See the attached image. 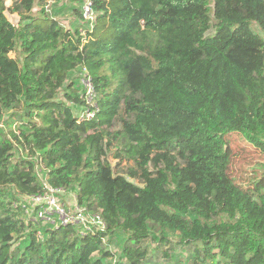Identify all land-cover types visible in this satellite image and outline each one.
Returning a JSON list of instances; mask_svg holds the SVG:
<instances>
[{
	"label": "trees",
	"instance_id": "obj_1",
	"mask_svg": "<svg viewBox=\"0 0 264 264\" xmlns=\"http://www.w3.org/2000/svg\"><path fill=\"white\" fill-rule=\"evenodd\" d=\"M90 2L91 29L64 27L45 0H0V264H110L102 236L118 232L117 264H146L152 228L157 251L169 233L191 246L190 264H264V163L247 176L238 160L244 173L235 172L231 148L240 138L264 156V36L253 29L264 33V0ZM76 67L96 93L90 119L78 120L85 102L67 81ZM112 145L114 158L134 162L125 172L106 157ZM36 167L49 186L75 189L106 232L66 225L38 237V224L12 206L44 192ZM25 233L22 253L6 261Z\"/></svg>",
	"mask_w": 264,
	"mask_h": 264
},
{
	"label": "rangeland",
	"instance_id": "obj_2",
	"mask_svg": "<svg viewBox=\"0 0 264 264\" xmlns=\"http://www.w3.org/2000/svg\"><path fill=\"white\" fill-rule=\"evenodd\" d=\"M88 1V0H87ZM13 0H5L6 6L11 5ZM86 0H45V5L43 6L45 12H47L50 16L55 17L59 20V22L66 28H73L76 24H82L86 26L87 28L91 29L93 26V16L92 19H89V15L84 16L83 15V6ZM81 8L82 15L85 18V22L82 21L79 16L76 14V10ZM36 11L40 12L41 6L35 5L34 7ZM6 17L12 22L17 24L19 16L17 14H11L7 10L4 11ZM94 15V13H93ZM253 29L258 34L264 36V33L261 31V29L256 25L253 24ZM10 56H13V53H10ZM86 74V70H84L82 67H76L75 69L71 70L68 74L67 81H73L75 86L74 88L77 89V91L80 93L84 86H82L81 79L84 77L83 75ZM82 77V78H81ZM73 88V89H74ZM83 92V91H82ZM63 94L62 91H59L58 98H61V95ZM10 113V112H9ZM8 111L4 112L5 118L8 114ZM120 115H124L123 111L120 110L119 115L114 119L112 126L110 127V131L118 130L120 128L121 122L119 119ZM12 128H17V125L14 123L12 125ZM7 129V126H4L0 123V132H5ZM245 147H241V146ZM18 149H15V156L26 158L27 157V151L23 150L19 147ZM231 148L235 152L234 158V168L235 172H242V168L238 166V160H240V163H245V174L247 176H252L255 173L259 174L263 171L262 164L264 163V156L259 153L258 150L253 149L250 145H248L246 142L241 140L240 138H236L235 142L232 141ZM114 147L113 145L110 146L107 149L106 157L108 161L110 162L113 171L115 173H122L125 172L129 167L134 165V162L132 160H119L113 157L114 153ZM45 172H42L40 169H37V176L38 179L43 181L45 178ZM125 176L132 181L133 183H138V179H133L128 177L126 174ZM238 176V174H236ZM239 177V176H238ZM6 194L8 197H11L15 195V189L13 187L6 189ZM20 199V198H19ZM15 199V200H19ZM40 227L39 232L44 235L46 230H51L50 228L44 227L42 225H38ZM168 237L171 238L173 241L164 244L162 247L159 248L157 251L156 245L159 242L158 237V230L152 228L151 230V238L149 240L148 245V258L150 259V262H147L146 264H190V259L193 255L192 247L191 246H185L183 244L177 243L178 235L177 234H168ZM126 239V235L123 232L115 233L114 235L108 234L105 238V244L107 250L112 252L114 256V260L112 258H107L106 263L110 264H117V263H124V259L122 257V245ZM28 241L27 233L23 235H15L13 242L11 243L8 250L4 253V256L6 257V261L11 256L12 250L15 248H18L19 253H22L24 245ZM167 251L169 256L164 255V251ZM94 255H97L95 252ZM223 259L221 257H217L214 261H209L207 264H222Z\"/></svg>",
	"mask_w": 264,
	"mask_h": 264
},
{
	"label": "built area",
	"instance_id": "obj_3",
	"mask_svg": "<svg viewBox=\"0 0 264 264\" xmlns=\"http://www.w3.org/2000/svg\"><path fill=\"white\" fill-rule=\"evenodd\" d=\"M83 15H89V19H92L93 11L90 0H86L84 3ZM83 76L81 83L84 88L83 92H80V96L85 103L78 115V120L90 119L97 111L96 93L87 70ZM38 162L40 163V161ZM36 169H40V167H36ZM42 182L44 192L20 196L18 197L19 200L12 203L14 208H21L26 220L50 229L70 225L76 234L81 236L106 232L107 226L100 213L89 209L84 201L80 202L75 189L49 186L46 183V178ZM41 235L38 230V237ZM106 236L107 234L102 236L104 244ZM112 260H114V256Z\"/></svg>",
	"mask_w": 264,
	"mask_h": 264
}]
</instances>
